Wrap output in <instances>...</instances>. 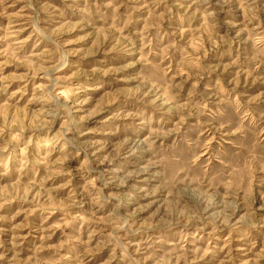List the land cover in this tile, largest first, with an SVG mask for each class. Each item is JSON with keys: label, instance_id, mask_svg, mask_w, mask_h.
<instances>
[{"label": "rangeland", "instance_id": "374dc122", "mask_svg": "<svg viewBox=\"0 0 264 264\" xmlns=\"http://www.w3.org/2000/svg\"><path fill=\"white\" fill-rule=\"evenodd\" d=\"M0 264H264V0H0Z\"/></svg>", "mask_w": 264, "mask_h": 264}]
</instances>
